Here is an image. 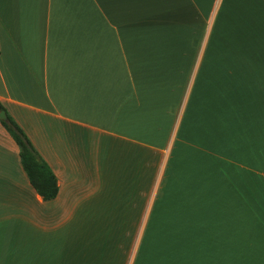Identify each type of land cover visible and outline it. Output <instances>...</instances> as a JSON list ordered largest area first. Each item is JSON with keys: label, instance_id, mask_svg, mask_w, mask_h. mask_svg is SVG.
<instances>
[{"label": "crops", "instance_id": "0c3cea01", "mask_svg": "<svg viewBox=\"0 0 264 264\" xmlns=\"http://www.w3.org/2000/svg\"><path fill=\"white\" fill-rule=\"evenodd\" d=\"M0 103L58 185L0 122V264L264 245V0H0Z\"/></svg>", "mask_w": 264, "mask_h": 264}, {"label": "trees", "instance_id": "16d2710c", "mask_svg": "<svg viewBox=\"0 0 264 264\" xmlns=\"http://www.w3.org/2000/svg\"><path fill=\"white\" fill-rule=\"evenodd\" d=\"M4 107L0 103V111ZM6 113V112H5ZM6 120L1 124L6 128L19 148V156L23 169L28 175L30 184L44 200L52 199L58 191L57 179L48 164L39 156L35 148L17 125L6 113Z\"/></svg>", "mask_w": 264, "mask_h": 264}, {"label": "rangeland", "instance_id": "374dc122", "mask_svg": "<svg viewBox=\"0 0 264 264\" xmlns=\"http://www.w3.org/2000/svg\"><path fill=\"white\" fill-rule=\"evenodd\" d=\"M240 227H237L239 229ZM143 231V228H142ZM257 235L254 237V241L245 242V240L237 238L235 251L234 242L226 239L218 241L213 236L206 235L202 240L206 241L195 243L192 246V250L196 252H214L215 253V264L217 257L219 256L220 264H264V245L262 243L261 236L258 231L255 232ZM254 233V234H255ZM226 244L228 246V254L226 255ZM125 246H128L125 244ZM175 250V247H174ZM206 262H212V260H205Z\"/></svg>", "mask_w": 264, "mask_h": 264}, {"label": "water", "instance_id": "95a60500", "mask_svg": "<svg viewBox=\"0 0 264 264\" xmlns=\"http://www.w3.org/2000/svg\"><path fill=\"white\" fill-rule=\"evenodd\" d=\"M6 118H7V117H6V113H5V111H4V110H1V111H0V120H4V121H5Z\"/></svg>", "mask_w": 264, "mask_h": 264}]
</instances>
